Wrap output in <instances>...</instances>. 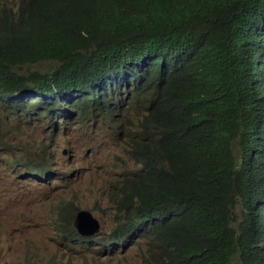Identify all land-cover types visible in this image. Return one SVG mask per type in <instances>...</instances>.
Returning a JSON list of instances; mask_svg holds the SVG:
<instances>
[{"label": "trees", "instance_id": "16d2710c", "mask_svg": "<svg viewBox=\"0 0 264 264\" xmlns=\"http://www.w3.org/2000/svg\"><path fill=\"white\" fill-rule=\"evenodd\" d=\"M262 25L264 0H17L0 11V90L66 93L130 57L146 61L132 88L150 112L130 154L144 172L119 188L122 236L140 230L147 184L148 232L172 264H250L258 208L249 182L234 179L213 103L236 93ZM44 63L57 68L27 71Z\"/></svg>", "mask_w": 264, "mask_h": 264}, {"label": "clouds", "instance_id": "9594fccd", "mask_svg": "<svg viewBox=\"0 0 264 264\" xmlns=\"http://www.w3.org/2000/svg\"><path fill=\"white\" fill-rule=\"evenodd\" d=\"M256 36V37H255ZM249 50L243 51L245 63L244 76L239 83L236 93L229 90L218 98L213 104L216 107V116L221 125H226L231 133V141L227 145L235 162L236 182L247 180L250 184L249 194L251 204L256 201L257 236L252 249L255 251L250 264H264V26H259L258 31L251 32ZM243 46H246L244 44ZM135 58L119 64V70L100 73L99 78L84 82L81 88H72L69 92H5L0 90V120L14 117L20 125L40 131V141L30 146V156L26 150L12 142L0 139V151L11 152V163H6L4 171L22 172L23 176L33 175L40 182L53 185L64 184L71 176H66L61 171L66 165L55 169L57 160L54 157L56 138L61 125L67 119L75 121L98 119L105 125L116 130L117 135L123 134L127 139L126 153L130 160L139 165V170L122 174L121 181H114L116 185L114 195L110 196V207L114 214V221L118 226L112 233L100 232L101 218L96 212L98 205L89 209H79L72 202L59 205L56 213L59 216V225L53 245H66L73 252L78 251L77 258L82 264L89 261L80 254L96 256H112L115 252L124 251L133 245L141 253L140 264H172L165 249L154 236H150V217L148 201L150 188L145 184V189L140 196V217L143 223L138 232L130 236H122L121 229L125 223L126 215L121 212L118 202L122 198V186L126 176L136 179L144 172L141 162L131 157L135 142L140 141V126L150 112V98L141 89L132 88L137 82V74L143 72L140 66L146 61H137ZM55 64V63H53ZM56 65V64H55ZM37 66V65H36ZM33 66V67H36ZM57 66V65H56ZM29 72H40L27 68ZM43 73V72H41ZM46 73H52L46 72ZM132 93H140L137 99L130 98ZM75 98V99H71ZM136 104L132 110L136 113L133 126L126 127L125 121L121 122L122 111L128 104ZM130 124V122H128ZM159 126L156 120L150 128L154 130ZM133 155V154H132ZM72 168V166H71ZM20 170V171H18ZM31 182V181H27ZM26 182V183H27ZM135 182V181H133ZM146 203V204H145ZM240 207L236 212H240ZM81 217V218H79ZM82 222L85 229L81 230L78 223ZM97 236V237H96ZM118 237V238H115ZM109 239V240H108ZM87 251L86 252H84ZM48 261L45 264H77L74 258L63 262ZM234 264H244L237 260Z\"/></svg>", "mask_w": 264, "mask_h": 264}, {"label": "rangeland", "instance_id": "374dc122", "mask_svg": "<svg viewBox=\"0 0 264 264\" xmlns=\"http://www.w3.org/2000/svg\"><path fill=\"white\" fill-rule=\"evenodd\" d=\"M16 5L17 0H0V11L15 9ZM56 68L53 63L31 67L43 73ZM135 105L128 104L122 111L120 121H125L126 127L133 126L136 113L132 107ZM58 129L60 132L54 135L57 142L54 167L66 165L61 173L71 178L64 184L43 183L33 175L23 176L14 169L10 174L5 173L4 165L12 162L11 152L0 151V264L60 263L71 258L82 264L81 259H76L78 251L73 252L66 245L60 247L58 243L56 247L53 245L60 223L56 211L62 203L72 202L79 209L97 204L100 232L104 234L112 233L118 226L110 208L114 181H121L125 171L139 170V165L127 156V139L98 119H67ZM40 138L39 130L20 125L14 117L0 120V139L23 148L30 156V146ZM261 246L264 247V243ZM80 256L89 264H140L141 261V253L135 245L112 256L91 258L89 253Z\"/></svg>", "mask_w": 264, "mask_h": 264}, {"label": "water", "instance_id": "95a60500", "mask_svg": "<svg viewBox=\"0 0 264 264\" xmlns=\"http://www.w3.org/2000/svg\"><path fill=\"white\" fill-rule=\"evenodd\" d=\"M79 218H81V217H79ZM78 225H79V228H80L81 230H84V229H85V227H84V225L82 224V222H79Z\"/></svg>", "mask_w": 264, "mask_h": 264}, {"label": "bare ground", "instance_id": "6f19581e", "mask_svg": "<svg viewBox=\"0 0 264 264\" xmlns=\"http://www.w3.org/2000/svg\"><path fill=\"white\" fill-rule=\"evenodd\" d=\"M71 99H75V98H71Z\"/></svg>", "mask_w": 264, "mask_h": 264}]
</instances>
